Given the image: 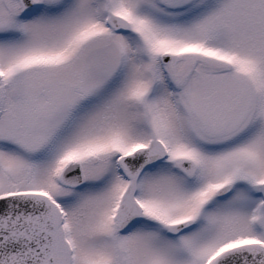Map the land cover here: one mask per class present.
I'll use <instances>...</instances> for the list:
<instances>
[{
	"label": "snow or ice",
	"instance_id": "1",
	"mask_svg": "<svg viewBox=\"0 0 264 264\" xmlns=\"http://www.w3.org/2000/svg\"><path fill=\"white\" fill-rule=\"evenodd\" d=\"M0 264H264V0H0Z\"/></svg>",
	"mask_w": 264,
	"mask_h": 264
}]
</instances>
